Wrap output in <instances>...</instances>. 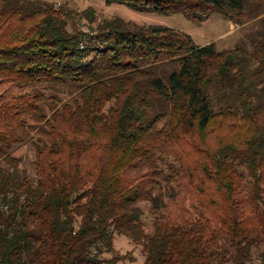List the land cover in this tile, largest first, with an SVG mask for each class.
Segmentation results:
<instances>
[{
    "label": "trees",
    "instance_id": "16d2710c",
    "mask_svg": "<svg viewBox=\"0 0 264 264\" xmlns=\"http://www.w3.org/2000/svg\"><path fill=\"white\" fill-rule=\"evenodd\" d=\"M105 1L255 27L217 50L0 0V264H115L117 234L142 264H248L259 245L264 264V0ZM42 85L72 94L45 110ZM26 141L33 180L9 153Z\"/></svg>",
    "mask_w": 264,
    "mask_h": 264
},
{
    "label": "rangeland",
    "instance_id": "374dc122",
    "mask_svg": "<svg viewBox=\"0 0 264 264\" xmlns=\"http://www.w3.org/2000/svg\"><path fill=\"white\" fill-rule=\"evenodd\" d=\"M47 3L53 6L56 11H66L72 13L73 22L83 31L92 35L96 23L102 22L114 16L120 17L134 25H162L187 33L192 40L198 44L213 42L217 50L232 48L238 44L244 34L255 27V21L235 25L231 23L224 15L213 12L208 18L201 22H194L187 19L182 13L162 14L152 11H140L119 2H106L105 0H33ZM93 13L95 20L90 22L86 16ZM4 85H0V91ZM45 92L44 107L52 99L61 101L68 99L72 92L70 88L60 86H43ZM55 96V97H54ZM9 153L20 159L19 167L26 170L30 179H34L33 169V145L31 141L15 145ZM138 205L143 210L142 222L147 231L152 229L153 213L149 202H139ZM113 246L120 259L115 264H142L144 255L140 245L132 243L125 235L117 234L113 238ZM261 246L253 247L250 252L248 264H261L259 256ZM109 257L110 254H104ZM226 264H229L227 262Z\"/></svg>",
    "mask_w": 264,
    "mask_h": 264
}]
</instances>
